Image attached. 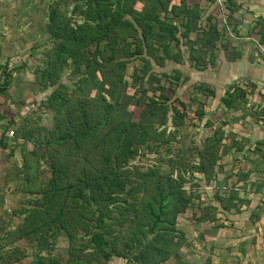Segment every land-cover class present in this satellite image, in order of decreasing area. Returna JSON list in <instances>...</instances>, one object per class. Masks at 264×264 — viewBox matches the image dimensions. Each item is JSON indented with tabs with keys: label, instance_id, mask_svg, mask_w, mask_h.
<instances>
[{
	"label": "trees",
	"instance_id": "obj_1",
	"mask_svg": "<svg viewBox=\"0 0 264 264\" xmlns=\"http://www.w3.org/2000/svg\"><path fill=\"white\" fill-rule=\"evenodd\" d=\"M68 1L69 7L58 3L48 9L47 28L56 43L39 79L44 92L49 91L39 106L52 115L53 127L31 131L28 121L16 135L27 146L22 149L23 193L37 195L29 206H23L24 222L17 226V239L34 237L39 253L51 251L53 239L62 233L69 241V254L78 263L103 264L122 258L126 264H163L180 252L183 235L178 223L187 210H200L201 222L212 220L211 207L196 202L202 185L194 182L195 175L201 174L209 184L221 141L208 136L196 153L192 150L190 162L171 157L174 135L167 136L168 127L180 128L185 115L166 103L169 98L162 95L165 102L146 103L138 119L112 99L117 92L123 95L120 84L130 63L140 61L143 73L151 74L153 82L157 81L156 67L165 69L170 61L183 63L186 53L177 47L191 34L197 38L188 60L193 69H208L215 55L206 44H212L219 26L201 28L200 9L195 5L183 9L173 0ZM179 1L181 6L184 0ZM227 25V21L222 25L224 32ZM198 45H202L201 52ZM69 69L76 81L65 79ZM0 71L2 94L11 83V73L1 64ZM108 82L114 86L111 100L83 95L87 87L107 91ZM207 92L216 95L214 90ZM240 94L237 87L229 88L226 106L240 109L234 102ZM156 103L160 106L154 109ZM160 111L163 122L156 127ZM148 112L152 116H146ZM147 150L159 155L160 165L155 162L142 171L135 160ZM41 162L49 167L46 184ZM21 261L4 259L0 264Z\"/></svg>",
	"mask_w": 264,
	"mask_h": 264
},
{
	"label": "crops",
	"instance_id": "obj_2",
	"mask_svg": "<svg viewBox=\"0 0 264 264\" xmlns=\"http://www.w3.org/2000/svg\"><path fill=\"white\" fill-rule=\"evenodd\" d=\"M203 1L207 9L216 6L218 10L217 3ZM222 1L225 12L222 10L221 19L209 10L205 17L203 9L190 0L181 4L183 9L193 5L200 9V24H228L226 32L218 27L212 44H206L215 55L213 64L206 70L194 69L203 81L207 71L212 74L210 82L216 95L212 97L211 136L221 142L209 184L201 174L195 175L194 182L202 185L197 189L201 198L196 202L203 208L211 207L212 220L201 222L200 210H187L178 223L183 235L180 252L163 264H264V0ZM201 46H197L198 52ZM1 79L0 71V83ZM233 86L241 93L234 101L240 104L237 110L224 102ZM1 103L0 99V213L7 215L10 207L21 206L22 197L26 201L21 169L22 149L27 146L8 135L13 130L11 112H5ZM115 264L126 261L116 258Z\"/></svg>",
	"mask_w": 264,
	"mask_h": 264
},
{
	"label": "rangeland",
	"instance_id": "obj_3",
	"mask_svg": "<svg viewBox=\"0 0 264 264\" xmlns=\"http://www.w3.org/2000/svg\"><path fill=\"white\" fill-rule=\"evenodd\" d=\"M0 1L3 2L0 4V64L11 73V83L0 94V99L3 102L1 104L4 106V111L11 112L8 115L10 116L11 114L12 123L10 124V128L15 132L13 136L16 137L18 131L22 128L21 126L29 122H32L33 125L29 126L31 131H36L40 127L51 130L53 127L52 115L39 106L40 101L49 95V91L44 92L40 87L39 79L56 43L51 38L47 28L48 9L51 5L58 3L61 4V8L69 7L70 3L68 0ZM173 2H175V5L181 7L179 0H173ZM190 3L198 4L200 9H203L205 17L207 16L206 11L208 10L209 13H214V16L217 14L218 19H221L223 16L222 10H224L223 13L225 12L224 2L222 0L217 2L219 11L216 6L215 8L207 9L204 6L205 2L203 0H190ZM139 8H141L140 5ZM225 15H227V9ZM207 23L203 24L201 22V28L209 26ZM210 24L213 25L212 21ZM219 28L222 29V26L220 25ZM196 38L197 36L195 34H191L189 40H184L177 47L186 53V58L181 63L182 65L172 64V61H170L167 63L169 67L166 66L165 69L156 67L157 81L155 82L149 81L151 74L145 75L143 73V64L140 61L130 63L123 73L125 78L121 80L120 84L122 85L123 93L121 94L123 95L119 97V92H117L114 99H112L114 103H118L119 100L122 107L124 106L129 114L132 113L133 117L138 119L141 113H143L142 111L146 103L149 102L152 104L153 102L151 100H155L161 104L165 102L161 98L162 95L169 98L166 103L173 104L180 113L185 115L180 128L174 131L173 128L168 127L167 136L174 135L171 137L170 147L172 152L169 156L174 158L178 157L188 162L194 159L192 150L196 153L199 150L201 140L204 141L208 136H211V130L214 125V122L211 121L213 115L210 114L211 107L215 103H213L212 97L207 92L208 90H214L213 84L210 82L212 79L211 72L205 71L207 79L203 81V79L196 77L194 67L185 68L187 67L186 64L191 66V62L188 60L189 52L192 51L191 47L195 44ZM193 49L196 48L193 47ZM100 62L97 68H100ZM70 70L72 69L66 70L65 79L72 82L76 81V74ZM83 82H85V79ZM106 84L108 85L107 91H105V88H102V90L99 88L95 90L94 87L86 88V85L83 86L82 83L81 86L86 88L83 95L89 97L107 96L111 100L110 90L114 86L110 82ZM71 85L72 88L79 86ZM207 86L209 89L206 88ZM159 104L156 103L153 108L157 109L160 106ZM149 114L152 116L150 112L146 116ZM150 120L152 119H147L148 122ZM155 121H157V123H154L156 127L162 124V111H160ZM35 134H38V132H35ZM165 151L162 150L163 153ZM159 159L158 154L147 150L143 151L136 158L135 164H138L140 170L143 171L148 166L154 165L155 162L160 165L157 163L160 161ZM162 167L165 170L169 169L166 165ZM49 176V167L45 162H41V177L44 184L47 183ZM22 180L21 189L23 190L26 188L24 171ZM14 196L17 199L16 195ZM36 197L37 195L26 196V201L22 197L21 206L17 203L15 206L10 207L11 211L7 215L0 213V262L4 259L12 260L21 258L22 261L19 264H39L42 261H49L51 264H89L87 262L78 263V259L76 258L75 260L76 256L69 254L68 249L70 244L66 235L62 233H59L53 239V248L51 251L39 253V248L34 237L31 236L30 238L22 240L17 239L18 236L15 233L17 226H20L24 222L23 206H29V203L35 200ZM20 211H22V214L19 215L18 213ZM3 213L5 214V211ZM103 264H115V259Z\"/></svg>",
	"mask_w": 264,
	"mask_h": 264
},
{
	"label": "built area",
	"instance_id": "obj_4",
	"mask_svg": "<svg viewBox=\"0 0 264 264\" xmlns=\"http://www.w3.org/2000/svg\"><path fill=\"white\" fill-rule=\"evenodd\" d=\"M1 135H2V134H1ZM8 135H9V136H13V135H14V130L9 131V132H8Z\"/></svg>",
	"mask_w": 264,
	"mask_h": 264
}]
</instances>
